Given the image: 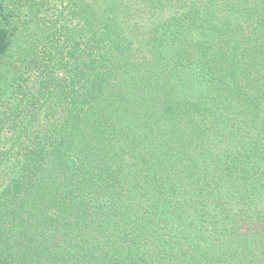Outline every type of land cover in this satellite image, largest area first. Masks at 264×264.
Here are the masks:
<instances>
[{
  "label": "trees",
  "instance_id": "trees-1",
  "mask_svg": "<svg viewBox=\"0 0 264 264\" xmlns=\"http://www.w3.org/2000/svg\"><path fill=\"white\" fill-rule=\"evenodd\" d=\"M0 264H264V0H0Z\"/></svg>",
  "mask_w": 264,
  "mask_h": 264
}]
</instances>
